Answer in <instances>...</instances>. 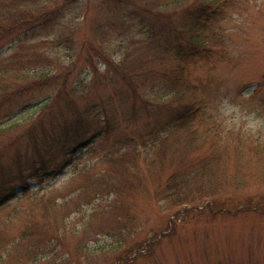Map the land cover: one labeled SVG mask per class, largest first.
Segmentation results:
<instances>
[{"label": "rangeland", "instance_id": "1", "mask_svg": "<svg viewBox=\"0 0 264 264\" xmlns=\"http://www.w3.org/2000/svg\"><path fill=\"white\" fill-rule=\"evenodd\" d=\"M90 2L93 17L96 0ZM222 4L207 30L199 31L211 51L201 50L200 59L193 57L185 68L186 98L155 87L150 114L139 112L142 105L120 79L106 77L102 59L133 47L143 35L135 20L118 31L123 39L97 47L95 64L82 53L69 83L96 76L97 87L87 92L90 100H101L96 111L108 122H87L83 130L103 133L84 146L70 142L74 152L66 156L65 146L52 143L36 151L32 140L39 146L55 138L67 146L81 127L66 129L53 118L58 107L47 117L20 112L25 103L43 98L45 89L36 99L17 94L35 83L45 57L54 67L70 66L63 48L46 38L18 37L0 48V264H264V128H225L216 112L217 101L228 96L245 112L264 117V0ZM77 14L73 7L68 17ZM82 20L76 44L81 38L96 40L88 25L92 20ZM182 101L200 107L196 117L167 141L166 135L156 141L146 157L143 132L167 124V105L175 108ZM71 155L60 176H47ZM204 160L210 163L200 165L214 174L242 175L244 187L197 204L167 198L172 170Z\"/></svg>", "mask_w": 264, "mask_h": 264}, {"label": "trees", "instance_id": "2", "mask_svg": "<svg viewBox=\"0 0 264 264\" xmlns=\"http://www.w3.org/2000/svg\"><path fill=\"white\" fill-rule=\"evenodd\" d=\"M224 1L226 0H192V2L188 0H96L93 17H90V0H0V48L16 37L24 40L47 39L63 48V57H67L71 64L66 67L63 63L61 68H57L56 64L55 67L53 66L54 60L49 59L51 57H45V62L48 64L35 71L37 76L35 83L30 82L29 85L17 89V94L27 93L30 99H36V94L40 90L45 89L46 94L43 98L25 103L20 112H37L40 115L43 113L47 117L55 107H58L60 110L53 118L61 120L60 124H64L66 129L69 124L81 127L80 130L76 128L73 139L65 140L67 146L64 145V140L55 138L39 146H36L37 140H32L34 150L44 151V146L56 143L61 149L65 146L66 156L74 152V149L71 151L69 149L70 142L76 144L78 141V146H84L103 133L104 129L101 128L96 131L83 130L87 122L89 124L92 122L95 126L97 120L103 124L108 122V118L102 117L96 111L100 109L98 102L101 100L96 102L90 100L92 92H87V89L97 87L98 79L96 76H92L91 80L80 77L75 80V83L69 82L81 54L84 53L86 56L88 53L86 60L91 65L95 64L92 55H97V47L105 46V43L113 39H123L124 34L118 31L127 30L131 20L137 22L136 28L143 35L137 38L133 47L119 56L109 58L102 55L103 63L108 68L106 77L113 74L123 82L133 101L142 105L138 108L139 112L147 114L152 112L154 107L152 98L156 96L154 95L155 87L165 92L170 90V93L178 95L176 99L186 98L184 89L188 87V83L184 81L187 72L185 68L189 66L190 59L193 57L200 59L201 50L205 53L211 51L204 41L200 40L199 31L202 33L207 30V25L220 14L218 7L223 6ZM73 7L79 9L80 15L68 17V12ZM82 19L86 24L89 19L92 20L88 25L90 30L93 26L96 40L91 41L86 37L81 38L76 44L75 32L79 29ZM112 78L113 76L107 79V85H110L108 81ZM175 86L179 87V91L175 92ZM167 107L171 111L167 113V124L162 127L150 126L151 128L143 132L141 136L142 138L148 136L147 139H143L142 147L146 157L150 153L146 150H152L158 142L167 141L168 136L180 133L185 125L196 117L200 108L191 101H182L175 108L170 105ZM55 131L57 130H52V132ZM64 132L67 135L68 131ZM87 134L89 136L84 139ZM164 135L166 137L161 140ZM72 157L71 155L64 159L56 168L47 172V176L53 178L60 176L63 169L70 164ZM159 157V160L163 159L162 152ZM200 163L206 165L210 161L204 160L182 167L177 166L172 170L165 182L167 198L173 199L175 203L197 204L213 201L226 192H235L244 187L245 183L240 179L242 175L236 172L227 175L228 171L214 174L207 171L206 167H202ZM33 172L39 173L37 169ZM27 186H29L28 183L23 188ZM13 190L16 191V189Z\"/></svg>", "mask_w": 264, "mask_h": 264}, {"label": "clouds", "instance_id": "3", "mask_svg": "<svg viewBox=\"0 0 264 264\" xmlns=\"http://www.w3.org/2000/svg\"><path fill=\"white\" fill-rule=\"evenodd\" d=\"M216 112L217 118L225 128L242 126L251 131L264 128V117L254 112H245L240 104L233 102L228 96H223L217 101Z\"/></svg>", "mask_w": 264, "mask_h": 264}]
</instances>
